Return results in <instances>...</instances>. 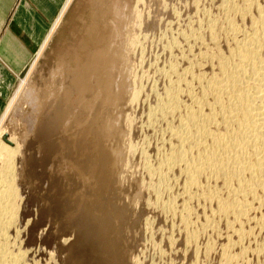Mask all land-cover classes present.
Wrapping results in <instances>:
<instances>
[{"label":"rangeland","instance_id":"obj_1","mask_svg":"<svg viewBox=\"0 0 264 264\" xmlns=\"http://www.w3.org/2000/svg\"><path fill=\"white\" fill-rule=\"evenodd\" d=\"M67 1L34 0L49 18V24L36 52L31 53L28 66L16 76L11 94L2 99L5 105L0 119L21 80L31 72ZM220 3L221 0H74L29 80L33 94L20 97L16 112L5 126L16 141L20 140L24 152V163L17 160V173L25 206L17 220L20 221L17 230L14 228L11 235H18L23 242L28 264H219L222 245L237 240L236 234L226 228V222L217 219V230L209 226L205 229L208 232L204 230L200 236L198 245L202 243L198 247L203 245L202 254L194 249L191 252L185 248L180 213L176 219L175 214L169 216L160 208L147 209V199L152 193L143 186L151 179L144 163L149 160L156 166L160 154L169 150L170 139L163 120H150L148 111L155 108V95L165 92L168 64L174 62L183 71L189 60L197 59L193 56L203 46L193 38L198 27L196 21L203 11L218 16L215 8ZM205 38L209 42V36ZM191 45V50L187 49ZM186 50L189 54L192 51L193 56L186 54ZM106 51L117 57L116 63L108 60ZM197 69L203 70L202 66ZM120 83L123 87L119 88ZM135 86L143 89L142 101L131 106L129 92ZM29 119L35 121L34 127H30ZM154 123L159 124L158 128ZM162 132L167 138L162 137ZM141 144L145 147H140ZM174 175L179 178L178 173ZM179 179L175 184L179 190L177 186L173 189L175 196L184 192L183 180ZM167 197L163 199L166 201ZM181 198L182 205L183 195ZM193 204L192 208H203L199 211L193 208V220L198 218L195 221L205 225L208 220L204 217L202 223L201 216L210 212V208L199 201ZM199 213L203 215L198 216ZM253 225L246 226L254 230V235L247 238L251 243H244L253 249L241 244L234 251L239 248L236 253H240L244 245L252 250L244 256L248 264H264V251L258 252L257 248L260 243L264 245V234H259ZM209 240L215 245L213 254L209 253L211 258L204 252Z\"/></svg>","mask_w":264,"mask_h":264},{"label":"bare ground","instance_id":"obj_2","mask_svg":"<svg viewBox=\"0 0 264 264\" xmlns=\"http://www.w3.org/2000/svg\"><path fill=\"white\" fill-rule=\"evenodd\" d=\"M73 2L74 0L67 1L43 42L31 72L21 80L8 110L0 119V264H28L27 251L26 249L25 252L22 250L23 242L19 240L18 235L14 237L11 235L14 228L18 226V222H20H17V220L21 216L24 205V199L19 190V176L17 173L19 169L17 160L24 163V152L21 151V143L18 142L20 140L17 139L18 141H16L12 137L13 135L6 131L5 126L8 121H11L10 117H12L16 105L19 103L20 97L23 94L29 96L33 94V89L28 86L29 80ZM215 9L219 11L218 16L203 11L202 17L196 21L198 27L195 29L193 38H195L196 43L197 41L200 42L199 45L203 48L197 53L198 55L194 54L193 56L192 51L190 54L193 58L197 57V59L189 58L192 60H189L191 61L188 62L190 63L189 66L183 71L174 62L168 64V72L165 74L169 76V79L167 87L164 89L165 92L163 95L162 93L159 95L154 94L157 97V102H155V108L152 107L154 109L148 111V115L150 120H163V123L167 126L166 131L170 134L169 144H167L169 150H165L160 154L158 163H154L156 166H152L149 160L146 161L145 158L148 159V155L145 153L144 161L146 162L144 164L151 179H148L150 182L148 181L149 183L143 186L150 191L149 193H152V197L155 196L153 199L156 198L154 202L151 201L152 197L147 199V209L150 208L153 211L161 209L169 216L174 214L177 216L180 213L182 225L179 224L181 227L183 226L181 232L184 231L182 233L185 236V248L188 250L194 249L202 254L200 248L203 245L200 248L198 247L202 243L198 245L200 236L201 234L204 235V230H207L209 226L213 231L214 229L216 231L218 219L221 222L225 221L226 228L229 232L232 231V235L236 234L237 238V240L234 239L235 241L228 240L222 245L223 247L219 253V264H248L244 256L245 254L249 255L248 251L253 248L246 244L251 249L249 250L247 247L245 249L244 243L250 240L247 238L251 237L254 230H252V226L249 227L250 230L246 228L253 223L257 226L253 225L258 228V233L264 234V0H221L220 6ZM203 34L209 36V42H206V35L203 36ZM129 39L134 41L132 38ZM130 45L135 48L132 46V42ZM190 48H192V45L188 46L187 49ZM185 52L187 54L189 50ZM106 55L110 57L108 60L112 59L111 63H116L117 57L115 55H109L107 51ZM198 64L200 67L202 66L204 71L197 69V67L200 68ZM133 83L136 86L137 84L140 85V83ZM121 84L117 86L120 88ZM136 86L129 92V104L131 106L142 101L141 96L143 94L141 92L143 89L141 90V87ZM114 94L118 97L117 92ZM114 101L117 103L116 100ZM150 120L148 124H150ZM28 122L32 127L35 121L29 119ZM130 122L132 123L131 120ZM158 125L155 124L157 128ZM163 132L165 133V131ZM165 136L167 138V134ZM140 147L145 146L141 144ZM136 153L138 154V149ZM131 156H134V154ZM176 173L183 180V186L181 187L184 191L181 194V196L183 195L182 205L179 204V200L182 199L181 196L173 195L175 193L173 189L176 190L174 186H177L175 184H178L176 181L179 179L177 176V180L175 179L174 174ZM164 194L168 195L166 201L163 199ZM194 200L204 203V206L210 208V212L203 213L206 215L201 216L202 223H204V217L206 218L205 221L208 220L205 225H200L201 222L199 221L196 222L195 220L198 218L193 220L195 218L193 217L194 211H199L201 208H194ZM191 204L194 205L193 208L196 210L193 211ZM196 204L199 205L197 202ZM200 214L202 213L197 215ZM165 216L163 217L165 218ZM176 219H179V216ZM213 231L210 230L212 233ZM217 234H219V230ZM219 237L221 238V236ZM223 238L225 239V237ZM257 238L256 241H258ZM173 239H169V241ZM209 241L204 246L206 247V249L204 248L205 251L203 249L207 255L214 252L212 251L214 243ZM249 242L251 243V241ZM241 244H244L241 252L236 253L239 248L236 251L234 249ZM260 244L257 247L258 252L264 251V245ZM209 258H211V255ZM199 260L196 261L201 263ZM247 261H250V258Z\"/></svg>","mask_w":264,"mask_h":264},{"label":"crops","instance_id":"obj_3","mask_svg":"<svg viewBox=\"0 0 264 264\" xmlns=\"http://www.w3.org/2000/svg\"><path fill=\"white\" fill-rule=\"evenodd\" d=\"M49 18L34 0H0V113L21 74L36 52Z\"/></svg>","mask_w":264,"mask_h":264}]
</instances>
